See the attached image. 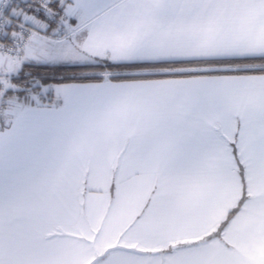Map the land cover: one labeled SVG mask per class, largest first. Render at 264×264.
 I'll return each mask as SVG.
<instances>
[{"label": "snow or ice", "instance_id": "obj_1", "mask_svg": "<svg viewBox=\"0 0 264 264\" xmlns=\"http://www.w3.org/2000/svg\"><path fill=\"white\" fill-rule=\"evenodd\" d=\"M0 264H264V0H0Z\"/></svg>", "mask_w": 264, "mask_h": 264}]
</instances>
